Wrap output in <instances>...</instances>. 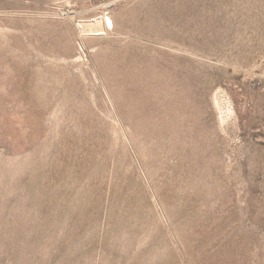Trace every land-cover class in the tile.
<instances>
[{"label": "rangeland", "instance_id": "374dc122", "mask_svg": "<svg viewBox=\"0 0 264 264\" xmlns=\"http://www.w3.org/2000/svg\"><path fill=\"white\" fill-rule=\"evenodd\" d=\"M0 264H264V0H0Z\"/></svg>", "mask_w": 264, "mask_h": 264}]
</instances>
